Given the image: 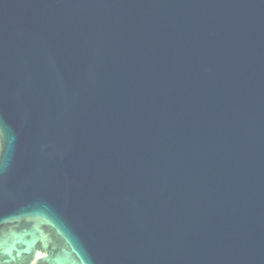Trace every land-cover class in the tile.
<instances>
[{
    "label": "water",
    "instance_id": "obj_1",
    "mask_svg": "<svg viewBox=\"0 0 264 264\" xmlns=\"http://www.w3.org/2000/svg\"><path fill=\"white\" fill-rule=\"evenodd\" d=\"M0 264H264V0H0Z\"/></svg>",
    "mask_w": 264,
    "mask_h": 264
}]
</instances>
